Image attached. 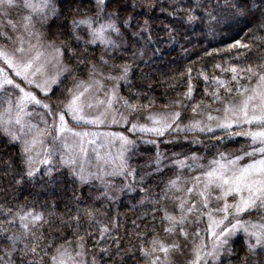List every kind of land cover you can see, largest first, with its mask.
Wrapping results in <instances>:
<instances>
[{"label":"snow or ice","instance_id":"1","mask_svg":"<svg viewBox=\"0 0 264 264\" xmlns=\"http://www.w3.org/2000/svg\"><path fill=\"white\" fill-rule=\"evenodd\" d=\"M157 10L232 33L204 52L226 54L214 74L191 62L169 84L185 90L159 109L153 86L133 79ZM202 135L212 147L243 143L210 159L160 150L204 145ZM138 143L155 148L144 166L130 163ZM9 147L16 156L0 163L18 190L37 180L47 190L65 170L74 187L59 215L55 201L0 204V264H264V0H0V149ZM128 193L144 209L130 230L108 211Z\"/></svg>","mask_w":264,"mask_h":264},{"label":"trees","instance_id":"2","mask_svg":"<svg viewBox=\"0 0 264 264\" xmlns=\"http://www.w3.org/2000/svg\"><path fill=\"white\" fill-rule=\"evenodd\" d=\"M171 0H163L165 6H167ZM182 4H187V0H180ZM156 16H159V19H154L152 22V43L151 45L145 46L144 51L145 55L143 57V63L138 61V67L134 69L135 76L134 84L143 85V89L146 90L148 85L153 86L152 91L148 93L149 96L155 97L156 106L159 109V106L167 103L168 101L175 99L177 97V92H183L186 88V82L175 89L169 88V84L176 81L173 80V77L179 79V73L184 71V69L191 64V62L196 61L194 65L195 68L199 69L202 65L208 69L209 75L214 74L211 65L213 63L221 61V56L205 57L204 52L206 50L211 51L213 48H223L226 47V44L232 42V33L224 31L217 32L215 34H210L207 28L203 24L196 25H182L179 20H170L164 15H161L159 10L155 13ZM144 16L139 17L140 22H143ZM166 23H171L172 27L177 31L173 33L175 35V40L169 38L168 32L164 29L163 25ZM147 34H145L146 36ZM243 33H240V36L236 37L241 38ZM223 40V42H222ZM144 45V41L141 40L139 44L136 45L137 48ZM159 49V53L153 55L154 50ZM187 49V52L185 51ZM131 48H129V52ZM99 53L97 52V55ZM119 62V61H117ZM215 74H219L218 71ZM195 76V72L193 73ZM144 76H147V79H143ZM65 83H70L66 81ZM196 84L195 98L196 100L201 99L204 90V82L202 79L194 81ZM122 95H128V89H122ZM142 102H147L146 98H141ZM195 102V101H193ZM190 115V112H189ZM217 135H222V133H216ZM201 140L204 141V145H190L184 146L180 149L182 152L187 154L188 148L191 147L193 151H197L196 148L205 151L208 149L205 147V144L209 143L207 136H201ZM212 143H215L214 141ZM229 144V143H228ZM179 145H184L182 142H179L176 146V150L179 148ZM239 145V144H238ZM165 147L166 155L171 156L175 149L171 148L169 145H160V149ZM240 146H234L233 144L224 145L218 144L214 147L215 151L217 148L220 150L224 148H229L231 151L238 149ZM150 152L148 155L152 156L155 153L154 146H150ZM148 151V150H147ZM208 151V154L211 155V150ZM152 153V154H151ZM16 150L9 147L8 149H0V158L3 160H8L9 157H15ZM5 166L0 163V204H14L16 198L19 197L23 200L24 197H28L31 201L32 199L38 200V207L43 206L46 203L51 204L53 201L59 207L56 209L57 214H62L66 211L65 204L70 202L73 192V181L69 177L67 171H64L63 174L59 177V183L56 185H49L47 190L44 189V186L37 180L36 186L31 185L26 186L22 191L18 190L14 183H12L10 176H5ZM167 175H171L172 172L165 170ZM78 189V186H77ZM85 196L88 195V188L83 189ZM79 194V189L77 190ZM93 194L95 190L93 189ZM139 199V196L136 193L125 194L121 196L118 204L111 206L108 211L110 215H114L116 212H119L121 222H126V227L130 230L132 228L131 220L136 217L139 213L143 212V208H132V205L136 203ZM91 203V201H89ZM100 201L95 203V207H101ZM82 206H84L82 204ZM141 229L144 228V224L140 225ZM121 235L124 234V229H121ZM127 239V237H125ZM239 244V241L237 242Z\"/></svg>","mask_w":264,"mask_h":264},{"label":"rangeland","instance_id":"3","mask_svg":"<svg viewBox=\"0 0 264 264\" xmlns=\"http://www.w3.org/2000/svg\"><path fill=\"white\" fill-rule=\"evenodd\" d=\"M14 16H15V13H14ZM110 130H112V131H125L126 132V128H120V127H113ZM217 133H220V132L218 131ZM126 134L131 135L130 133H127V132H126ZM180 142H182V144H184V145H181V146L179 145V148L177 150H176V146L178 144H175V145L167 144V149H168V147L170 145L171 148L175 149L176 153H181L180 149L183 148L184 146H187L188 143L183 141V140H181ZM228 143L229 144L231 143L234 146H241V144L243 143V138L237 137V138H234V139H231V140L225 139V141L223 142L224 145H229ZM163 145H165V144H163ZM205 145H207V148H208L206 150H211V152H213V153H211V155H209L208 151H206V150L202 151L199 148H196V150L198 151L199 154H202V155L206 156L208 159H210L213 155H215L216 151H215L214 147L211 146V144L206 143ZM150 146L151 145H145V144L138 143V151H137L136 155L133 156V158L131 159L130 163L133 166H144V165H146L148 160H149V158L151 157L150 155H148V153L150 152V149H151ZM153 150H155V149H153ZM160 150L166 154L165 147H162ZM221 151L231 152V149L224 148ZM182 152L185 153L184 150ZM152 155H154V154H152ZM167 156H169V155H167ZM169 157H171V156H169ZM204 162L206 163V160ZM165 163H168V161H165ZM88 194H89V192H88ZM128 194H131V193H128ZM183 259H184L183 257H177V264H183Z\"/></svg>","mask_w":264,"mask_h":264}]
</instances>
